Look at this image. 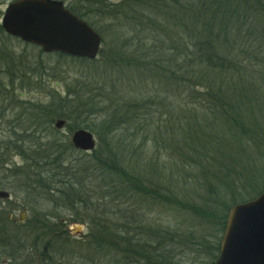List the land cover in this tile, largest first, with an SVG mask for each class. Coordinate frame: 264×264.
<instances>
[{"label": "rangeland", "instance_id": "1", "mask_svg": "<svg viewBox=\"0 0 264 264\" xmlns=\"http://www.w3.org/2000/svg\"><path fill=\"white\" fill-rule=\"evenodd\" d=\"M11 1L14 0H0L1 17ZM63 1L67 7L74 5L86 12L85 19L102 36L101 50L95 59H82L60 52H45L41 47L0 34V149L5 145H20L21 142L31 145L38 135L42 136L41 142L48 139L71 140L72 133L78 129L88 130L94 135L96 148L105 146L109 140L117 143L122 139L129 146L130 158L125 167L132 170L131 176L145 179L144 184L152 189L166 186L168 192L182 203H167L158 197L143 196L141 189L137 188L140 185L133 181L123 197L117 195L116 198L112 194L103 199V193L99 192L107 188L98 178L92 182L99 212L106 211L109 205L111 209L107 211H119L121 213L117 217H122V220H115L105 212L107 217L104 218L108 221L103 225L114 227L124 224V227H119L123 232L121 235L131 237L138 247L147 242L153 253H160L169 264H212L219 254L224 228L219 225L220 218L216 221L213 215L206 217V212L210 208L221 212L232 201L234 192L237 196H249L259 187L264 189V143L235 144L232 147L244 174L241 182H230L235 185L231 190L226 189L230 194H222L224 200H221L226 204L221 208L213 206L211 203L220 195L223 185L217 179L212 182L205 180L196 166L191 165L193 162L189 155L181 156L187 141L181 133L185 126L179 127L181 118L192 117L190 109L197 103L189 101L187 95H181L177 84H170L169 77L158 70L157 58L162 46L169 42V36L157 28L161 18L154 20V31L145 39L144 35L148 33L142 26L132 23L133 20L118 11L113 15L105 13L91 7L88 0ZM109 2L118 3V0ZM143 20L146 22L145 18ZM167 73L170 74L169 71ZM193 89L195 91L196 87ZM193 97H197V93ZM125 104H133V109H139L140 125L131 124L129 127L122 124L112 133H106L100 127L102 120ZM260 108L264 111V105ZM52 113L59 115L52 120L49 117ZM60 119L66 124L57 129L55 124ZM36 121L57 129L59 135L53 137V133L46 131L38 134L35 130L42 128L36 129V124H39ZM199 129V132L191 130L196 138L203 136L200 134L203 129ZM2 153L0 151V182L3 187L0 185V189L9 191L11 198L0 199V205L1 209L13 215L12 221L5 226L9 233L16 232L21 239L24 238L23 242L29 249L28 252L23 251L27 260L21 259L19 264H38V260L34 262L37 255L30 250L37 235L42 236L44 232L48 233V238L40 240L39 247L43 248L46 240H52L53 245L59 248L53 252V264H144L145 261L137 262L133 257L125 256L118 246L97 249L95 243L101 239L102 231L90 227L91 219L88 223L86 216L89 211L78 206L60 205L50 196L51 193L44 192L46 190L30 191L28 196L25 191L34 189L27 186L30 175L16 169L24 164L23 157L10 147L2 161ZM87 154L92 152L67 150L65 153L73 165L82 161L81 169H86L84 160L91 158L85 156ZM231 160L218 154L214 168L223 169L226 165L221 164L230 165ZM254 183L257 184L256 190L251 189ZM186 204H193L194 210ZM21 212L26 214L23 222L19 221ZM78 215L81 220L87 219L75 220ZM41 221L47 224L46 228L41 227ZM74 224L84 225L82 234L69 232ZM24 243H21L23 247ZM6 258L1 254L0 264H7Z\"/></svg>", "mask_w": 264, "mask_h": 264}, {"label": "trees", "instance_id": "2", "mask_svg": "<svg viewBox=\"0 0 264 264\" xmlns=\"http://www.w3.org/2000/svg\"><path fill=\"white\" fill-rule=\"evenodd\" d=\"M88 1L91 2V7L111 15L118 11L133 20L132 23L141 25L148 33L144 35L145 39L154 31V20L161 18L157 28L169 36V42L162 46L160 57L157 58L158 70L169 77L170 84H177V90L181 95L185 94L189 97V101L197 103L193 109H190L193 113L192 117L181 118L182 123L179 127L185 126V131L181 129V133L187 140L181 156L189 155V160L193 162L191 165L196 166L201 175L205 176V180L220 181L223 185L219 190L220 195L216 196V200L211 204L216 207L224 206L226 202L223 201V193L228 194L229 191L226 189L234 188L235 185L231 184L237 183V180L241 182L240 179L244 174V168L240 166V161L235 151L233 153L232 147L235 144L243 146L242 144L247 143H264V111L260 108L264 105L262 103L264 100V0H118V3H110V0ZM68 8L86 20V12L81 8H76L74 5H69ZM89 24L93 26L90 22ZM0 34L8 35L1 23ZM196 93L197 97L192 99L191 97ZM186 99L188 98L184 100ZM92 103L93 101L90 104ZM132 107L133 104H125L114 109L102 120L100 127L110 134L122 124L139 126V109ZM52 115L53 113L51 116L49 114V117L54 120L59 113ZM257 116L263 120L258 119ZM36 126V129H43L35 130L38 134L46 131L53 133L54 137L60 132L46 126V123L41 122ZM200 127L203 129L200 132L203 136L196 138L191 130L199 132ZM40 138L42 136L38 135L37 140L31 145L21 142L20 145H5L0 149L3 152L2 161L5 160L3 156L10 147L23 157L24 164L16 169L18 172L30 175L26 181L27 186L29 188L33 186L34 189L24 190L28 196L30 191L46 190L44 192L48 195L51 193L50 196L58 200L57 203L60 205L78 206L89 211L86 216L88 223L91 219L90 227L92 230L102 231L101 239L95 243L99 250L118 246V250H122L127 257H133L134 261L142 260L145 261L144 264H169L160 253H153L147 242L138 247L131 237L121 235L123 232L119 227H124V224L114 227L103 225L108 221L104 218L107 217L105 212L111 217L114 216L115 220H122V217H117L121 213L119 211L115 213L107 211L111 209L109 205L106 211L99 212L98 199L94 197L96 189L93 188L94 182H92L98 178L102 179L103 186L107 188L106 191L103 189L99 192L103 193V199L112 194H115L116 198L117 195L123 197L133 181L140 185L139 187L136 184L143 196L158 197L167 203H182L178 197L173 196V193L168 192L166 186L159 185V190L152 189L144 184L145 179L131 176L132 170L128 171L125 167V164L128 165L127 159L130 158L129 146L126 142L121 141L122 139L117 143L109 140L105 146H98L91 151L92 154L85 155L91 158L88 161L84 160L87 166L86 169H81L82 161L73 165L66 158L67 150L74 153L83 152L75 148L71 140L66 141L62 138L64 145L60 140L58 142L56 139H48L41 142ZM218 154L231 158L232 164L223 163L222 166L226 165L223 169L214 168ZM164 167L166 168L165 165ZM0 185L3 187L2 182ZM256 185L254 183L251 189L256 190ZM210 186L212 185L209 184ZM263 190L259 187L249 196L240 194L237 196L234 192L233 197L231 196L232 201L227 203L221 212L218 213L216 209L213 211L214 209L210 208V211L206 212V217L213 215L216 221L220 218L219 225L225 229L229 209L236 203L255 198ZM186 205L194 210L193 204ZM80 215L75 220L87 219L85 217L81 220ZM44 217L48 218L46 215ZM11 221L9 212L4 208L1 209L0 205V255L7 257V264H19V260H27L23 254L29 249L23 242L24 238L21 239L18 233L8 232L5 224ZM40 223L42 228H46L47 224H43L42 221ZM47 238L48 233L44 232L42 236L37 235V239L33 241V249L30 251L37 255L34 262L38 260V264L55 262L53 252L59 248L53 245L52 240H46L43 248L39 247V241ZM21 243H24V247Z\"/></svg>", "mask_w": 264, "mask_h": 264}, {"label": "water", "instance_id": "3", "mask_svg": "<svg viewBox=\"0 0 264 264\" xmlns=\"http://www.w3.org/2000/svg\"><path fill=\"white\" fill-rule=\"evenodd\" d=\"M1 25L5 32L45 52L95 59L101 50L102 36L86 20L74 14L63 0H14L6 7ZM65 120H57L61 129ZM73 145L82 151L96 147L94 135L75 130ZM9 191L0 189V199H9ZM12 216V215H10ZM26 219L21 212L19 221ZM84 225L69 228L82 234ZM212 264H264V190L255 198L234 204L229 210L218 257Z\"/></svg>", "mask_w": 264, "mask_h": 264}, {"label": "flooded vegetation", "instance_id": "4", "mask_svg": "<svg viewBox=\"0 0 264 264\" xmlns=\"http://www.w3.org/2000/svg\"><path fill=\"white\" fill-rule=\"evenodd\" d=\"M12 215V214H11ZM10 218H13V215L12 216H9ZM14 221H17V219H14Z\"/></svg>", "mask_w": 264, "mask_h": 264}]
</instances>
